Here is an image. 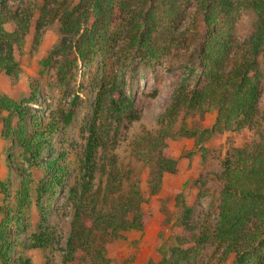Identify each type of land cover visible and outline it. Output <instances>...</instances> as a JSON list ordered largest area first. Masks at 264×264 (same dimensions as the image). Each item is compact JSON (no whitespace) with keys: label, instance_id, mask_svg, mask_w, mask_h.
I'll return each instance as SVG.
<instances>
[{"label":"rangeland","instance_id":"obj_1","mask_svg":"<svg viewBox=\"0 0 264 264\" xmlns=\"http://www.w3.org/2000/svg\"><path fill=\"white\" fill-rule=\"evenodd\" d=\"M68 1L73 3L71 7L78 2L0 0L1 9L11 15L5 24L7 29L15 28L13 15L29 23L16 70L11 74L0 72V95L22 104V122L28 136L51 132L45 150L30 153L14 137L3 136V119L9 112L0 111V223L7 219V264H20L27 259V264H94L85 252H80L78 262L64 263L62 257L74 209L69 194L82 173L95 103L101 97L104 107L96 120L102 142L95 156L94 187L102 185L106 173L115 168L123 192L130 184H137L143 195H149L155 163L144 162L134 153V138L158 129L157 117L179 86L183 65L189 60L196 63L198 47L208 30L201 15L195 12L196 3L181 2L184 7L179 23L161 24L151 33L150 42L159 51L151 57L142 47L126 50L128 40L125 44L119 10L115 8L116 19L108 26L105 38L88 41L87 55L80 56L75 42L83 29L74 36L65 31L61 18ZM254 19L250 10L236 14L231 29L235 44H241L253 31ZM192 21L196 30L169 48L168 37L177 35ZM236 50L234 46L233 53ZM256 63L264 73V47ZM198 80L191 86L201 83ZM114 81L122 96L120 110L112 114L116 116L113 118L107 109L106 89ZM258 89L260 96L250 122L198 145L192 138L167 140L168 154L176 160V171L163 175L160 191L144 205L152 218L143 230L127 231L123 238L104 241L109 264L158 261L159 245L172 244L174 237L182 233L189 252L181 264H234L232 255L223 253V246L212 233L205 241L198 237L202 227L211 231L218 217L223 184L218 175L223 161L231 159L238 149L264 142V77L259 80ZM72 101L75 109L66 124ZM214 119V112L200 116L196 111H182L176 127L185 120L192 129L207 128ZM20 197L25 199L21 211L17 205ZM183 205L190 209L184 231ZM40 226L50 240L45 247L33 248L31 235ZM160 232L161 238H157ZM251 264H264V253L261 257L253 256Z\"/></svg>","mask_w":264,"mask_h":264},{"label":"trees","instance_id":"obj_2","mask_svg":"<svg viewBox=\"0 0 264 264\" xmlns=\"http://www.w3.org/2000/svg\"><path fill=\"white\" fill-rule=\"evenodd\" d=\"M184 1L196 3L195 12L201 15L208 30L198 47L196 63L189 60L183 65L180 84L157 117L158 129L134 138V153L144 162L154 160L155 163L149 195H143L137 184H130L123 192L114 167L106 173L104 183L94 187L95 156L102 142L96 120L104 107L99 97L88 127L82 173L69 194L74 209L62 257L64 263L80 261V252H85L91 255L94 264H109L104 241L107 238H123L127 231L144 229L152 218L151 211L144 205L151 195L160 191L163 175L176 171V160L168 154V139L192 138L194 144L198 145L250 122L254 116L260 96L258 82L264 77V73L256 66L257 55L264 47V0H78L73 7L71 1L65 3L67 6L61 18L66 32H73L76 36L83 29L78 34L75 49L80 56H86L87 49H90L87 42L94 37L105 38L108 26L116 19L114 9L118 8L119 25L125 44L128 40L126 50L134 46L142 47L154 57L159 51L150 42L151 33L161 24H178L184 7L181 2ZM1 8L0 72L11 74L16 70L29 32V23L13 15L15 28L7 29L5 24L11 15ZM242 10L252 11L255 19L253 31L237 45L233 42L231 29L236 14ZM76 12L78 14L72 17ZM194 30L196 25L192 21L177 35H170L167 39L170 42L169 48L172 44L186 40L190 31ZM234 46L237 47L235 53ZM162 48L160 53L163 52ZM197 80L201 83L191 86ZM106 91L107 109L114 118L116 116L112 114L120 110L122 92L116 81ZM74 109L75 101H72L66 115V124ZM0 111L9 112V116L3 119L4 137H14L30 153L45 150L51 132H37L28 136L22 122L24 111L21 103L7 95H0ZM182 111H196L200 116L214 112L215 119L207 128L192 129L185 120L176 127ZM13 117L16 118L14 122ZM218 178L223 183L218 217L211 231L202 227L198 238L205 241L212 233L223 246V253L226 256L232 255L234 264H251L253 256L261 257L264 253V142L238 149L231 159H225ZM24 204L25 199L20 197L17 203L19 211ZM183 206L182 231L186 228V219L190 213V209ZM7 229V219H3L0 223V264L8 262L10 250L6 241ZM184 237L182 233L174 237L172 244H160V259L150 260L148 264H181L189 252ZM157 238H161V232ZM49 240L40 226L31 235L30 246L45 247ZM26 262L28 259L22 260L20 264Z\"/></svg>","mask_w":264,"mask_h":264}]
</instances>
